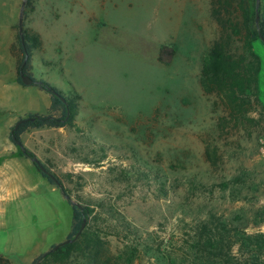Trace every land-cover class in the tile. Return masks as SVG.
<instances>
[{
    "label": "rangeland",
    "instance_id": "rangeland-1",
    "mask_svg": "<svg viewBox=\"0 0 264 264\" xmlns=\"http://www.w3.org/2000/svg\"><path fill=\"white\" fill-rule=\"evenodd\" d=\"M22 1L0 0L4 157L19 154L9 139L18 118L50 105V94L18 73ZM211 10L210 0L25 4L23 28L40 41L29 72L74 98L77 113L65 127L26 130L22 143L71 190L74 204L113 211L137 228L139 252L130 264H184L194 222L210 214L247 235L264 234V106L252 99V121L224 127V107L202 91V57L219 33ZM163 46L168 59L160 62ZM256 52L264 100L259 43ZM31 187L0 191L8 200L0 210V254L12 264H32L71 227L60 189L46 179ZM115 234L107 239L123 257L131 238ZM256 257L253 264H264V252Z\"/></svg>",
    "mask_w": 264,
    "mask_h": 264
},
{
    "label": "trees",
    "instance_id": "trees-1",
    "mask_svg": "<svg viewBox=\"0 0 264 264\" xmlns=\"http://www.w3.org/2000/svg\"><path fill=\"white\" fill-rule=\"evenodd\" d=\"M212 16L219 26L218 36L202 57L199 83L202 91L224 107L219 115L222 126L234 122L235 125L250 118L251 100L256 99L264 106L259 89L261 59L256 52V44L264 47V0H259L258 20H256V0H210ZM31 5L27 0L26 6ZM25 14V12H24ZM22 53L18 73L29 75L41 90L50 94V105L46 113H27L16 129L11 126L9 139L19 149V154L29 158L40 174L49 183L60 189L72 208L71 229L66 239L52 244L51 248L38 254L32 264H130L139 252L138 230L125 219L119 221L113 211H96L90 204H74L72 192L60 178L52 174L35 154L22 143L21 135L33 128H58L72 123L77 113L74 98L66 96L59 88L44 79H35L29 69L35 46L40 44L37 35L29 34L25 28L17 35ZM168 46H163L158 60L165 62L164 54ZM27 55L26 62L23 64ZM60 113V114H56ZM17 122V121H16ZM15 122V123H16ZM210 150L208 149V153ZM44 167L52 176L40 168ZM83 218L86 225L76 236ZM105 228L108 232H105ZM122 231L131 242L125 246L124 256L111 248L107 235ZM71 241H68V240ZM57 245V247H55ZM192 258L184 264H253L264 252V234L247 235L231 226L225 219L214 214L194 222L190 238ZM0 264L12 262L0 254Z\"/></svg>",
    "mask_w": 264,
    "mask_h": 264
},
{
    "label": "crops",
    "instance_id": "crops-1",
    "mask_svg": "<svg viewBox=\"0 0 264 264\" xmlns=\"http://www.w3.org/2000/svg\"><path fill=\"white\" fill-rule=\"evenodd\" d=\"M13 152L15 151L7 153L6 157H4V153H0V191L4 189L18 191L21 186L23 188L24 186H27V188L34 186L35 188L38 183L42 185L43 180L46 178H44L38 170V172H35L32 169V161L20 154H13ZM27 175L30 176L29 180H27ZM38 175L40 176L39 178ZM46 181L49 183L48 179H46ZM6 202H8V200L3 201L2 196L0 195V210H3Z\"/></svg>",
    "mask_w": 264,
    "mask_h": 264
},
{
    "label": "water",
    "instance_id": "water-1",
    "mask_svg": "<svg viewBox=\"0 0 264 264\" xmlns=\"http://www.w3.org/2000/svg\"><path fill=\"white\" fill-rule=\"evenodd\" d=\"M26 1L27 0H23L22 3H21V7H20V12H19V18H18V32L20 34V36L22 35V30H23V16H24V8H25V4H26ZM258 4H259V0H256V20H258ZM26 58H27V55H25V59L23 61V64L26 62ZM20 77H21V80L24 84L26 85H29V84H33L35 81H33V79L25 74V73H20ZM24 121V119H20V120H17V122L15 123L14 125V128L13 129H16L18 127V125ZM40 168L43 172H45L48 176H52L46 169H44V167L42 165H40ZM73 202V201H72ZM86 225V219L83 218V221L81 223V226L76 234V236L74 237V239L78 236V234L81 233V231L83 230V228L85 227ZM68 241H71L70 239ZM57 247V245L55 246ZM37 264V263H36Z\"/></svg>",
    "mask_w": 264,
    "mask_h": 264
},
{
    "label": "built area",
    "instance_id": "built-area-1",
    "mask_svg": "<svg viewBox=\"0 0 264 264\" xmlns=\"http://www.w3.org/2000/svg\"><path fill=\"white\" fill-rule=\"evenodd\" d=\"M260 151L262 154H264V146L263 145L260 146Z\"/></svg>",
    "mask_w": 264,
    "mask_h": 264
}]
</instances>
